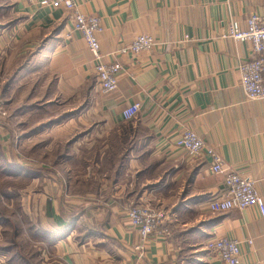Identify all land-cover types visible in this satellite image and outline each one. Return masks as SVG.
<instances>
[{
  "label": "crops",
  "instance_id": "obj_1",
  "mask_svg": "<svg viewBox=\"0 0 264 264\" xmlns=\"http://www.w3.org/2000/svg\"><path fill=\"white\" fill-rule=\"evenodd\" d=\"M75 2L101 18L104 62L124 67L112 93L100 89L72 11L0 0V72L11 79L0 142L7 174L30 181L33 236L51 251L44 264H221L207 249L221 237L240 241L244 262L264 264L259 210L212 211L226 193L224 175L211 173L210 157L191 161L175 145L184 129L194 131L264 198V99H247L240 72L255 55L250 42L228 37L232 21L246 30L252 14L264 13V0ZM143 34L159 45L115 54ZM136 103L137 117L125 121ZM144 201L167 212L169 236L143 240L130 224L127 208Z\"/></svg>",
  "mask_w": 264,
  "mask_h": 264
},
{
  "label": "built area",
  "instance_id": "obj_2",
  "mask_svg": "<svg viewBox=\"0 0 264 264\" xmlns=\"http://www.w3.org/2000/svg\"><path fill=\"white\" fill-rule=\"evenodd\" d=\"M37 1L41 7L62 8L73 13L74 30L85 41L95 63V72L101 91L104 94L114 92L118 87L119 75L124 67L121 62H104L97 34L102 30L101 18L97 15H86L79 11L75 0H30ZM248 27L243 30L232 21L228 37L238 42H250L255 57L240 65L242 89L248 100L264 99V13L252 14ZM159 45L150 35H137L132 42L115 54L138 55L149 52ZM140 105L132 104L123 111V119L131 121L139 113ZM10 117L6 101L0 95V128L5 126ZM175 145L187 152L191 161H197L205 156L210 157V171L216 175H224L226 193L224 196L210 202L209 207L214 212L229 210H244L256 207L264 219V198L256 189V181L235 171H226L223 158L214 149L207 147L202 136L190 129H184L176 138ZM130 224L137 228L143 240L149 235L161 231L164 236L170 235L166 226L168 214L164 209L154 208L149 203L131 204L127 208ZM207 249L215 253L221 264H262L260 262H244L241 257V243L237 239L221 237L207 243ZM4 258V257H3ZM1 259V257H0Z\"/></svg>",
  "mask_w": 264,
  "mask_h": 264
},
{
  "label": "rangeland",
  "instance_id": "obj_3",
  "mask_svg": "<svg viewBox=\"0 0 264 264\" xmlns=\"http://www.w3.org/2000/svg\"><path fill=\"white\" fill-rule=\"evenodd\" d=\"M10 80L5 73L2 74L0 72V95L4 100L9 99L4 91L7 89ZM56 147H59V152L65 153L67 150L69 154L71 153L70 143H60ZM18 152L25 154L24 149ZM6 161L3 143L0 142V264H44L43 251H47L49 259L51 258V251H49L48 247H45V244L39 238H34L33 236L35 234V226L31 225V221L38 222L34 208L31 209L30 205H28V198L26 197L28 193L25 192V189L29 187L30 181L23 178L10 177L7 174L9 170ZM41 161L35 158L31 162L40 164ZM59 165L65 169L72 166L68 160H59ZM102 165H105V163H102ZM82 166L84 165L75 164L74 169L77 168L76 170L81 171ZM35 190V193L32 192V197L36 194V201L39 202V186ZM135 203L138 202L136 201ZM141 203H149L150 206L156 208L148 201Z\"/></svg>",
  "mask_w": 264,
  "mask_h": 264
},
{
  "label": "trees",
  "instance_id": "obj_4",
  "mask_svg": "<svg viewBox=\"0 0 264 264\" xmlns=\"http://www.w3.org/2000/svg\"><path fill=\"white\" fill-rule=\"evenodd\" d=\"M7 163V162H6Z\"/></svg>",
  "mask_w": 264,
  "mask_h": 264
}]
</instances>
